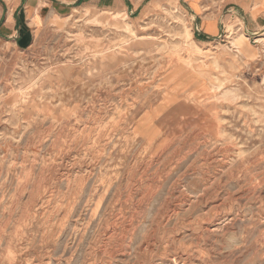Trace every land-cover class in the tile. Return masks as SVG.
<instances>
[{
    "label": "rangeland",
    "instance_id": "rangeland-1",
    "mask_svg": "<svg viewBox=\"0 0 264 264\" xmlns=\"http://www.w3.org/2000/svg\"><path fill=\"white\" fill-rule=\"evenodd\" d=\"M123 1L0 40V264H264L259 0Z\"/></svg>",
    "mask_w": 264,
    "mask_h": 264
},
{
    "label": "crops",
    "instance_id": "crops-1",
    "mask_svg": "<svg viewBox=\"0 0 264 264\" xmlns=\"http://www.w3.org/2000/svg\"><path fill=\"white\" fill-rule=\"evenodd\" d=\"M3 1V0H1ZM11 3V9L0 18V40L13 39L21 28L19 14L23 13L24 19H33L34 11H41L44 5L51 7L58 15H65L81 6H90L101 10L116 11L124 5L123 0H4ZM264 11V0H259L252 8L253 17L259 11ZM118 14V13H117ZM201 35L203 38L211 37L215 34V25L211 19H206L205 25L202 24ZM200 33V32H199ZM240 50V49H239ZM243 56L252 55L251 49L247 45H242ZM254 56V55H253Z\"/></svg>",
    "mask_w": 264,
    "mask_h": 264
},
{
    "label": "bare ground",
    "instance_id": "bare-ground-1",
    "mask_svg": "<svg viewBox=\"0 0 264 264\" xmlns=\"http://www.w3.org/2000/svg\"><path fill=\"white\" fill-rule=\"evenodd\" d=\"M240 40H241V41L239 42V44H240V43L244 44V42H245L244 40H246V39H245V38H242V37H240Z\"/></svg>",
    "mask_w": 264,
    "mask_h": 264
}]
</instances>
